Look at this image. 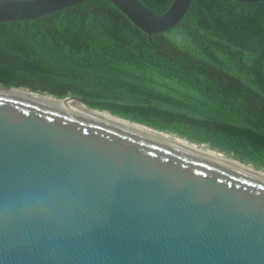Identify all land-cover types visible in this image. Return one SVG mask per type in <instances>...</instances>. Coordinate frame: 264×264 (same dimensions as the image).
Segmentation results:
<instances>
[{
	"label": "water",
	"instance_id": "1",
	"mask_svg": "<svg viewBox=\"0 0 264 264\" xmlns=\"http://www.w3.org/2000/svg\"><path fill=\"white\" fill-rule=\"evenodd\" d=\"M86 1L0 0V23ZM103 1L149 36L191 0ZM68 100L0 86V264H264V171Z\"/></svg>",
	"mask_w": 264,
	"mask_h": 264
},
{
	"label": "trees",
	"instance_id": "2",
	"mask_svg": "<svg viewBox=\"0 0 264 264\" xmlns=\"http://www.w3.org/2000/svg\"><path fill=\"white\" fill-rule=\"evenodd\" d=\"M160 15L172 0H137ZM0 86L23 88L264 171V1L191 0L146 36L110 3L0 23Z\"/></svg>",
	"mask_w": 264,
	"mask_h": 264
},
{
	"label": "bare ground",
	"instance_id": "3",
	"mask_svg": "<svg viewBox=\"0 0 264 264\" xmlns=\"http://www.w3.org/2000/svg\"><path fill=\"white\" fill-rule=\"evenodd\" d=\"M65 108H69V109H73V110H77V111H83V105L73 101V100H68L67 104H65ZM102 115H105L107 117V115L105 113H102ZM118 123H123V122H118Z\"/></svg>",
	"mask_w": 264,
	"mask_h": 264
},
{
	"label": "rangeland",
	"instance_id": "4",
	"mask_svg": "<svg viewBox=\"0 0 264 264\" xmlns=\"http://www.w3.org/2000/svg\"><path fill=\"white\" fill-rule=\"evenodd\" d=\"M103 112V111H102ZM171 137V136H170ZM204 148V147H203Z\"/></svg>",
	"mask_w": 264,
	"mask_h": 264
}]
</instances>
